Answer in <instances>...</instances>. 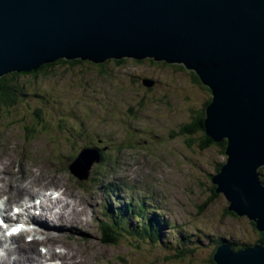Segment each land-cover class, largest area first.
Returning <instances> with one entry per match:
<instances>
[{
  "label": "rangeland",
  "instance_id": "obj_1",
  "mask_svg": "<svg viewBox=\"0 0 264 264\" xmlns=\"http://www.w3.org/2000/svg\"><path fill=\"white\" fill-rule=\"evenodd\" d=\"M143 80L154 84L148 88ZM14 83L20 98L0 111V187L9 197L13 187L33 183L32 202L43 200L46 189H62L86 205L84 221L75 219L86 233L51 238L60 243L55 256L69 252L72 262L54 258L52 264H214L219 240L257 243L253 223L229 213L225 197L213 192L212 176L226 156L216 144L203 146L204 132H187L211 98L190 71L152 61L105 68L85 63L56 65ZM88 150L106 158L79 180L69 169ZM131 203L144 210L128 214L130 229L158 222L159 238L134 240L125 233L117 244H105L103 223ZM7 204L11 210L15 200ZM43 246L50 248L46 240L31 245L37 253Z\"/></svg>",
  "mask_w": 264,
  "mask_h": 264
},
{
  "label": "water",
  "instance_id": "obj_2",
  "mask_svg": "<svg viewBox=\"0 0 264 264\" xmlns=\"http://www.w3.org/2000/svg\"><path fill=\"white\" fill-rule=\"evenodd\" d=\"M124 59L183 66L209 89L205 133L227 143L212 183L230 213L264 233V0H0V78L58 60ZM100 162L84 151L70 172L87 180ZM213 260L264 264V245L223 243Z\"/></svg>",
  "mask_w": 264,
  "mask_h": 264
},
{
  "label": "bare ground",
  "instance_id": "obj_3",
  "mask_svg": "<svg viewBox=\"0 0 264 264\" xmlns=\"http://www.w3.org/2000/svg\"><path fill=\"white\" fill-rule=\"evenodd\" d=\"M1 172H2V169H0V175H1ZM12 177L14 176L12 175ZM1 182H3V178H0V183ZM32 188H33V183L29 185L27 183L22 186H15L11 190H9V197H8L7 196L8 190H3V188L0 187L1 192L4 194V196H6L5 210L3 211V213L9 211V208H8L9 204H7L8 200H15L14 205H16L17 207H20L21 206L20 202H21V199L23 200V198H25V200L28 199L26 201L27 206L22 205L21 207L26 208L27 211H30L32 200H30L29 198L32 199L33 193H34L33 191H31ZM0 196L3 197L2 194H0ZM42 198L43 200L41 201V206H40L41 214L39 217H37L35 214L34 218L42 221V227L40 230H38L39 231L38 234L43 235L44 236L42 238L43 241L46 240V242L50 245L49 252L51 255L50 257H52V256H55L54 251H53L54 246L56 244H60V243H55V240L51 239L55 237L56 234L66 235L68 237L67 239L75 240L74 238L75 235L80 234V233H86V228L83 227L85 224L83 223L76 224V221H75V219H77V222L84 221L83 211L86 205L84 203L81 204L78 200H75L73 197L69 196V194H66L65 191H62L60 198L57 199V203L55 201H52V199L49 198V201L51 202V204L46 205L43 203L46 201L47 198L44 195H42ZM69 198L75 201V205L73 207L71 206L70 203H68ZM75 225H78V226H75ZM80 228H82V230ZM19 237L21 236H18L12 239L14 240V243L16 245L14 248L12 249L6 248L4 250V253L0 254V264H47L45 262V256H43L40 252L37 253L35 248L31 247V245H35L37 242H34L30 246H28L26 242H16V240ZM60 238L61 237H58L56 239H60ZM87 238L88 236L86 235L85 239L79 243L86 242L85 240ZM48 239H51V240H48ZM16 255L18 256V258L14 257ZM57 256L59 260L61 259L70 260L71 262L73 260V257L70 255L69 252L63 253L61 251ZM71 262L69 264H71Z\"/></svg>",
  "mask_w": 264,
  "mask_h": 264
},
{
  "label": "trees",
  "instance_id": "obj_4",
  "mask_svg": "<svg viewBox=\"0 0 264 264\" xmlns=\"http://www.w3.org/2000/svg\"><path fill=\"white\" fill-rule=\"evenodd\" d=\"M131 60L132 59H124L122 61L111 60V61H107L104 64H100V65H97V64H94V63H91V62H84V61H81V60H75V61L58 60L57 62H55L53 64L44 65V66L40 67L38 70H33V71H30V72H26V73H10V74H7L4 77L0 78V111H1V107H4V106L12 107V105L14 103H16V100L18 99V97L20 98L19 91L17 90V85L18 84L14 83L15 78L22 77L23 75H26V76H29V75L38 76L42 71L46 70V72H47L48 70L53 69V67H55L56 65H71V66H74V65L90 63L93 66H98V67H101V68H105L111 62H114L118 66H120V65H123L124 63L131 62ZM132 61L137 62V63H144V61H150V62L152 61V62H154L156 64L169 65V66H178L181 70L182 69L185 70V68L183 66L170 65V64H167L165 62H155L153 59H146L144 61H137V60H132ZM190 73L192 74L194 80L197 83L203 85L200 82L199 78L193 72H190ZM205 89H207V87H205ZM16 97H17V99H16ZM209 101H211V98H210ZM208 104H207V106H208ZM205 118H206V116L204 114L202 119H200L198 122H195L194 124L190 125L188 127L189 129H187V132H189V133H192V132H195V131L204 132V138L206 139V142L203 141V146L204 147H206L208 145L216 144L205 133ZM216 145L222 150L223 154L225 155V150L227 148L226 141H223L222 143L216 144ZM101 157H102V159L104 157L106 158V154L103 155V153H101ZM223 164L219 165V168L217 169V173L220 171V169L223 166ZM260 170H259V172H260ZM262 171H264V169H262ZM262 181L264 182V179ZM119 189H120V187H118V190ZM214 191L217 194L215 186L213 188V192ZM143 210H144L143 204H139V210L134 207V203L124 205L123 207H116V210H115L116 216L113 217V220L111 222L105 221L103 223V226L101 227L102 228V234L105 237L104 243L107 244V245H115V244L118 243L119 238L123 237L125 233H127L130 236H132V238L134 240L147 238L149 241H155L156 239H158L159 238V232H160L159 224H157L158 222L155 223L154 221H150V223L142 225L141 228L132 229V230L128 226V214L131 213L133 215H136V214H138V212H143ZM110 212H112V210H110V208H109V213ZM106 213L108 214V212H106ZM254 227H255V225H254ZM223 243L230 244L234 248L235 251L243 249V248H246V247H250V245L243 244L241 246V245H239L237 243H229V242H226L224 240H219L218 241V243H217L218 247L220 245H222ZM257 243H260V244L264 245V233H259V238L257 240ZM183 244H185V243H183ZM213 256H212V261H213L214 264H216L215 261L213 260Z\"/></svg>",
  "mask_w": 264,
  "mask_h": 264
},
{
  "label": "flooded vegetation",
  "instance_id": "obj_5",
  "mask_svg": "<svg viewBox=\"0 0 264 264\" xmlns=\"http://www.w3.org/2000/svg\"><path fill=\"white\" fill-rule=\"evenodd\" d=\"M203 141L206 142V139L204 138Z\"/></svg>",
  "mask_w": 264,
  "mask_h": 264
}]
</instances>
